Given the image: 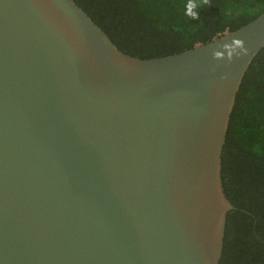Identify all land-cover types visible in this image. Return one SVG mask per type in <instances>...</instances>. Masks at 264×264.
I'll list each match as a JSON object with an SVG mask.
<instances>
[{
    "label": "water",
    "instance_id": "water-1",
    "mask_svg": "<svg viewBox=\"0 0 264 264\" xmlns=\"http://www.w3.org/2000/svg\"><path fill=\"white\" fill-rule=\"evenodd\" d=\"M264 12L121 51L74 0H0V264H219L222 149Z\"/></svg>",
    "mask_w": 264,
    "mask_h": 264
},
{
    "label": "trees",
    "instance_id": "trees-1",
    "mask_svg": "<svg viewBox=\"0 0 264 264\" xmlns=\"http://www.w3.org/2000/svg\"><path fill=\"white\" fill-rule=\"evenodd\" d=\"M123 52L178 53L264 12V0H74ZM227 214L219 264H264V47L245 73L222 149Z\"/></svg>",
    "mask_w": 264,
    "mask_h": 264
}]
</instances>
